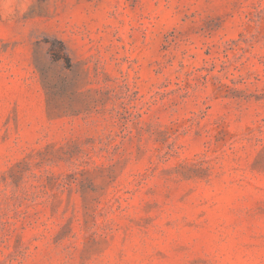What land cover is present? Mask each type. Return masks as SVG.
<instances>
[{
  "label": "rangeland",
  "instance_id": "374dc122",
  "mask_svg": "<svg viewBox=\"0 0 264 264\" xmlns=\"http://www.w3.org/2000/svg\"><path fill=\"white\" fill-rule=\"evenodd\" d=\"M0 264H264V0H0Z\"/></svg>",
  "mask_w": 264,
  "mask_h": 264
}]
</instances>
